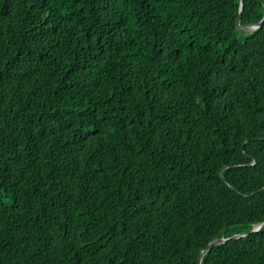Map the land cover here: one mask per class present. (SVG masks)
<instances>
[{"label":"trees","instance_id":"16d2710c","mask_svg":"<svg viewBox=\"0 0 264 264\" xmlns=\"http://www.w3.org/2000/svg\"><path fill=\"white\" fill-rule=\"evenodd\" d=\"M263 18L0 0V264H264Z\"/></svg>","mask_w":264,"mask_h":264},{"label":"water","instance_id":"95a60500","mask_svg":"<svg viewBox=\"0 0 264 264\" xmlns=\"http://www.w3.org/2000/svg\"><path fill=\"white\" fill-rule=\"evenodd\" d=\"M240 19H241V14H240L238 20L240 21ZM263 23H264V18H263V20H262L259 24H257V25L240 26V23H238V27L257 29V28H259ZM263 228H264V223L261 224V225H257V226L254 228V230H253L252 232H259V231H261ZM247 235H248V234H244V235H235V236H233L232 238H227V239H226V238H223V239L216 240V241L212 242L211 244H209V246L207 247L206 251H207V250H210L211 248H213V247H215V246L222 245V244L226 243L227 241H229L230 239H239V238L244 237V236H247ZM203 254H204V252L201 254V256H200V260H202Z\"/></svg>","mask_w":264,"mask_h":264}]
</instances>
